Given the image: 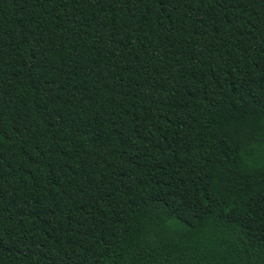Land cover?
<instances>
[{"label": "trees", "instance_id": "obj_1", "mask_svg": "<svg viewBox=\"0 0 264 264\" xmlns=\"http://www.w3.org/2000/svg\"><path fill=\"white\" fill-rule=\"evenodd\" d=\"M0 264H264V0H0Z\"/></svg>", "mask_w": 264, "mask_h": 264}]
</instances>
